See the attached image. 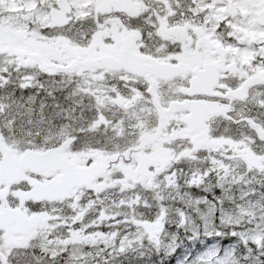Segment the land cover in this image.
<instances>
[{"label":"snow or ice","instance_id":"obj_1","mask_svg":"<svg viewBox=\"0 0 264 264\" xmlns=\"http://www.w3.org/2000/svg\"><path fill=\"white\" fill-rule=\"evenodd\" d=\"M0 264H264V0H0Z\"/></svg>","mask_w":264,"mask_h":264}]
</instances>
